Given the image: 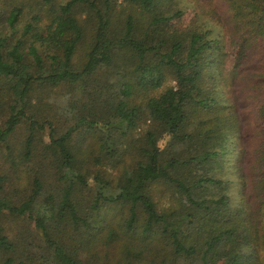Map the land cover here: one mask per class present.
I'll list each match as a JSON object with an SVG mask.
<instances>
[{"label":"trees","instance_id":"obj_1","mask_svg":"<svg viewBox=\"0 0 264 264\" xmlns=\"http://www.w3.org/2000/svg\"><path fill=\"white\" fill-rule=\"evenodd\" d=\"M193 2L225 38L178 0H0V152L29 184L0 217L35 220L37 264H264V0ZM233 138L239 204L217 172ZM18 245L0 223V264H28Z\"/></svg>","mask_w":264,"mask_h":264},{"label":"rangeland","instance_id":"obj_2","mask_svg":"<svg viewBox=\"0 0 264 264\" xmlns=\"http://www.w3.org/2000/svg\"><path fill=\"white\" fill-rule=\"evenodd\" d=\"M56 3H65L67 0H53ZM179 7L184 9L185 13L183 16V19H180L178 22L179 24H185L189 23L194 20H199L202 22V25L204 27H208L213 29L214 35H221L223 38L226 37V30L223 27L222 24H220L216 19H214L211 15H203L200 14V12H197L195 10V4L194 0H178ZM6 17V13H3ZM45 18H43L42 23L44 22ZM7 27L5 25L3 26L4 32L7 31ZM203 86L205 88H209L212 86L213 81L209 80L208 77L204 79L202 82ZM176 81H174L172 78H168L164 85L157 89L152 90L150 92H146L148 96H153L156 94H159L162 90L167 88L168 86L175 85ZM233 88L235 86L233 85ZM227 91L228 96V90L233 91L231 86L225 88ZM142 96H144L142 94ZM140 96V98L142 97ZM3 116L0 117V123L2 121ZM246 121V118H244ZM248 119V118H247ZM149 127V123H145L140 131H137L136 134L141 133L144 129H147ZM27 126H22L19 128L17 135H16V144H21L22 141L25 140V137L27 135ZM43 133V136L47 138L49 133L48 125L45 126V129L39 133L40 135ZM42 136V137H43ZM46 138L44 140L46 141ZM42 144L37 148V154L34 157L33 165L34 168L38 167L39 159L41 157V150L40 147ZM238 147H239V141L235 140L233 138L232 143L229 144V153L223 158L224 162L222 164L223 168H218L217 172L218 175L221 176L224 179H229L231 183L228 185L227 192L230 194L232 201L235 204L242 203L244 199V195L249 189V183L245 186L242 183L241 178L239 177V165L246 163L247 170L249 169L248 164L250 163V158L246 161L240 160V157L238 156ZM4 150V148H3ZM3 150L0 152V168H8V174L9 178L4 182V191L1 192V196L7 198L11 203L13 204H20L25 195H27L29 192V184H28V178L25 177V174H19L15 173L14 177L11 179L10 172H15L16 170L19 171V169H16L12 166L9 162H7V156L3 153ZM5 151V150H4ZM16 158V157H15ZM245 165V166H246ZM10 168V169H9ZM37 169V168H36ZM103 169H107V171L111 174H116V170L104 166ZM20 172V171H19ZM51 173H47V176H50ZM52 178L47 177V182H51ZM96 183H93L91 186L84 188L85 193L89 194L90 197L94 196L95 193L98 190V186L95 185ZM157 200L160 201L161 204H167L168 205V193L162 195L160 192L158 193ZM89 201V200H87ZM4 215H1L0 217V223L3 225L5 232L8 233L10 239L18 244L17 248V255H20L22 259L27 260L28 264H37L42 262V260L39 258L40 253L43 251V243L41 239V235L38 234V231L36 230L35 226V220H33L29 213L23 216L18 215H11L8 210H5ZM20 251V252H19ZM30 253L33 255V257H29ZM37 257V258H36ZM39 258V259H38ZM29 259V261H28ZM31 260V261H30Z\"/></svg>","mask_w":264,"mask_h":264}]
</instances>
